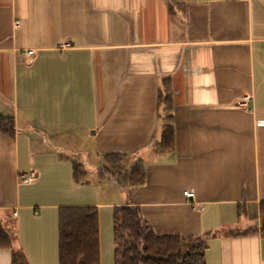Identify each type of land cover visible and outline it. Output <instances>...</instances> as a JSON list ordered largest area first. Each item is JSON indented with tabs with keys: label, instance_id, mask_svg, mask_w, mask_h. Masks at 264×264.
Here are the masks:
<instances>
[{
	"label": "crops",
	"instance_id": "0c3cea01",
	"mask_svg": "<svg viewBox=\"0 0 264 264\" xmlns=\"http://www.w3.org/2000/svg\"><path fill=\"white\" fill-rule=\"evenodd\" d=\"M167 79L175 147L156 154ZM0 115L16 128L0 132V224L13 238L0 264L14 251L59 264L64 207L98 208L101 264H115L125 205L158 234L207 239V264H264V0H0ZM111 153L142 160L146 183L101 177ZM103 184L119 196L105 200Z\"/></svg>",
	"mask_w": 264,
	"mask_h": 264
},
{
	"label": "trees",
	"instance_id": "16d2710c",
	"mask_svg": "<svg viewBox=\"0 0 264 264\" xmlns=\"http://www.w3.org/2000/svg\"><path fill=\"white\" fill-rule=\"evenodd\" d=\"M173 94L170 80L159 90V118L163 121L156 154L175 147ZM12 117L0 115V132L14 137ZM103 178L114 179L121 187H140L146 183L145 163L128 155L106 154L100 169ZM83 165H74L77 183L86 179ZM261 234L264 238V202L261 204ZM115 264H207V239L199 235L181 237L155 232L140 207L125 205L114 210ZM13 238L0 224V249H10ZM12 264H27L25 256L13 252ZM59 264H101L99 210L97 207H64L59 212Z\"/></svg>",
	"mask_w": 264,
	"mask_h": 264
},
{
	"label": "built area",
	"instance_id": "2783aa9c",
	"mask_svg": "<svg viewBox=\"0 0 264 264\" xmlns=\"http://www.w3.org/2000/svg\"><path fill=\"white\" fill-rule=\"evenodd\" d=\"M72 44L71 43H65L62 45V48H66V47H71ZM26 55L28 57H32L34 55V51L33 50H30L26 53ZM242 106H245L246 104V101H242V103H240ZM36 177L37 175L35 173H31L29 175H23L21 177V182L22 183H25V184H29V183H33L35 180H36ZM185 196L188 198V199H194L195 197V194L193 191H186L185 193ZM17 214V213H16Z\"/></svg>",
	"mask_w": 264,
	"mask_h": 264
},
{
	"label": "rangeland",
	"instance_id": "374dc122",
	"mask_svg": "<svg viewBox=\"0 0 264 264\" xmlns=\"http://www.w3.org/2000/svg\"><path fill=\"white\" fill-rule=\"evenodd\" d=\"M159 138H160V135H159ZM94 179L96 180V177L95 176H92L90 180H92V182H93ZM106 183H108V182H106ZM91 185H94V184H91ZM103 185H105V186H102V193H103V196H104L105 200H106V198L108 199V201L109 200H115L116 196L117 195L119 196L118 192L115 191V189H113V187L107 186L108 184H103ZM110 221H111V223H113V221H112V215H110ZM110 238L112 239V243H113V240H114V231H113V229L111 231ZM106 242H107V240L105 241V243ZM107 251H108V249L106 248V252ZM111 255H112V259H113V252H112V254H110V257H111ZM108 256H109V254H108ZM105 259L107 260V253H106Z\"/></svg>",
	"mask_w": 264,
	"mask_h": 264
}]
</instances>
